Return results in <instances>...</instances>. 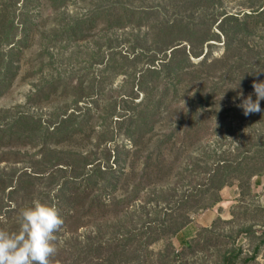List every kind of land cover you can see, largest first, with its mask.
<instances>
[{
	"label": "trees",
	"instance_id": "obj_1",
	"mask_svg": "<svg viewBox=\"0 0 264 264\" xmlns=\"http://www.w3.org/2000/svg\"><path fill=\"white\" fill-rule=\"evenodd\" d=\"M71 1L0 0V96L11 89L20 72L24 54L37 35L35 21L41 11L50 8L53 13H64L62 9ZM249 9L242 15L223 13L216 19L217 32L205 21L191 25L183 16L155 23L147 53L142 51L132 60L112 53L105 61L100 83L111 75L130 72L136 87L137 93L126 98L121 111L115 103L108 112V119L116 123L128 121L126 132L132 145L119 147L128 154L129 165L128 159L119 164V155L115 159L118 165L109 164L111 149H103L104 160L81 151L95 130L93 108L99 104L87 99L96 94L95 80L84 87L82 81L52 77L38 87L27 98L35 105L40 104L35 101L39 97L49 104L53 96L73 95L68 104L54 107L46 120L29 112L18 113L20 107L0 110V165L6 163L0 166V229L18 231L20 211L39 199L55 205L64 220L52 264H129L126 255L132 246L148 248L167 236L178 238L191 221L187 211L213 208L221 201L223 188L236 183L241 196L251 194V180L264 175V100L260 101L261 111L248 116L237 105L226 103L241 98V91L243 96L253 92L255 101L252 84L264 81L263 45L248 42L255 36L264 39V2ZM149 14L115 5L93 6L73 17L68 27L52 30L50 42H78L94 30L109 33L134 20L143 26L149 23ZM210 41L223 42L220 56H212ZM49 48L44 45L41 49ZM143 59L145 67L137 69ZM182 89L187 94L194 90L193 96L185 93L179 98ZM182 100L187 101L179 110ZM234 122L247 128L263 126L257 133L247 131L248 138L233 151L205 152L207 156L198 161L204 165L193 170L201 180L199 190L175 198L172 181L180 176L190 148L201 144L205 136L211 138L226 130L239 136L231 126ZM30 150L35 152L30 154ZM18 164L23 167H16ZM42 183L48 189L41 196ZM151 194L157 195L158 206L163 202L166 207L149 208ZM150 213L156 214L155 219L147 217ZM89 225L100 232L86 239L78 232Z\"/></svg>",
	"mask_w": 264,
	"mask_h": 264
},
{
	"label": "rangeland",
	"instance_id": "obj_2",
	"mask_svg": "<svg viewBox=\"0 0 264 264\" xmlns=\"http://www.w3.org/2000/svg\"><path fill=\"white\" fill-rule=\"evenodd\" d=\"M262 2L264 1L72 0L68 7L62 9L64 13H53L50 8L43 9L39 19L35 21L38 25L37 35L35 40L32 41L31 49L24 54L20 72L11 89L0 96V110H12L15 107H20L18 113L21 111L29 112L46 120L54 107L68 104L72 101L73 95L69 94L66 97L53 96L49 104L44 101V98L39 97L35 101L40 104L35 105L27 98L38 87L45 85L52 77L54 79H69L72 83L82 81L84 87L93 84L95 80L96 94L91 98H87L88 101L93 98L99 104L98 107L93 108L94 117L92 122L95 130L91 133V137L86 140V146L81 151L84 153L91 152L94 157L104 160L105 156L103 154L105 155L106 152L103 149H111L109 164L116 162L115 159L118 155L120 156L119 164H126L125 160L128 159V154L119 146L127 144L128 147H131L132 145L127 138L128 121L116 123L115 119L113 121L110 118L108 119V112L112 111V106L115 103L118 104V111H121L125 106L123 102L126 98L134 96L137 92H135L136 87L133 85L132 77L129 75L130 72L117 76L111 75L104 82L102 81L103 83H100L103 79L105 61L109 56L113 53L116 57H120L119 54H121L132 60L134 55H138L142 51H144V54L147 53L154 37L153 32L155 29L152 31L151 26L155 23L158 24L183 16L184 20L190 22L191 25H199L205 21L211 25L212 31L217 32L218 22H216V19L223 13L242 15L244 12H249V7L256 8ZM110 5L129 8L136 12L147 10L150 12L149 23L146 22L143 26H138V22L134 20L130 26L124 29H115L109 33H100L98 30H94L92 33L86 34L84 40L78 42H73V40L58 42L57 44L50 42L52 30L68 27L73 17L87 13L90 7L93 6L101 8ZM221 41H224L223 36H221ZM248 42L252 45L262 44L264 50L263 37H250ZM210 43L213 45L212 56H220L224 51L223 42L210 41ZM108 44L111 47L106 46ZM44 45L50 46L49 51L41 49ZM144 63V59L143 62H138L136 64L137 69L144 68ZM129 65L130 63H128ZM179 93V98L184 97L185 93L187 97L191 98L194 90L187 94L182 89L179 90ZM249 94L252 95L253 92L238 100H231L226 103L239 105L242 103V99ZM140 99L141 95L138 101ZM187 100L181 101V104L178 105L179 110ZM226 123L227 121L224 122V125ZM231 126L235 132L239 133V136L226 130L224 134H214L211 138L205 136V140L201 144L190 148L189 157L181 164L180 176L172 181V187L174 188L172 192L177 195L175 198L189 193L193 194L199 190L197 183L201 180L193 170L197 169L199 164L204 165V162L198 163V161L207 156L205 152L216 151L217 154H220V152L227 149L233 151V148L240 141L248 138L245 136L247 131L257 133L263 125L257 124L247 128L244 123L240 125L238 122H234ZM159 129L160 127L157 126L156 131ZM210 133H215V131ZM152 148H154V145L150 146L149 149ZM21 151L23 152V148ZM34 152V150L29 151L30 154ZM129 159L127 162L130 161ZM128 165L126 166L129 169ZM0 166L4 167L6 163ZM16 167L22 168L23 165L18 164ZM251 188V194L246 192L243 196L240 195V189H238L236 183L233 186L223 188L222 190L225 189L226 191L223 194H221L222 190L220 191L221 201L228 202L224 208H219L221 216L215 218L214 224L212 223L209 227H202L196 222L198 216L210 209L198 212L189 210L187 215L190 216L191 221L181 229L182 231L190 225L189 235L192 236L187 239L186 243H180L176 235H172L155 242L148 248L145 246H132L126 255L129 264H264V175L259 180L254 177L251 180ZM47 189V184L42 183L39 194L42 196ZM150 198L152 201L148 207L152 210L158 207H166V203L163 202L158 206L159 200H156V194H151ZM153 215V213H150L147 217H151L150 220H153L156 214ZM163 219L164 214H161V220ZM100 223L102 224L101 221ZM99 232L100 228L89 225L80 229L78 233H83L87 239ZM258 248L260 249L259 252L255 258H252V253ZM103 255L104 253L100 256ZM229 257H231L230 260Z\"/></svg>",
	"mask_w": 264,
	"mask_h": 264
},
{
	"label": "clouds",
	"instance_id": "obj_3",
	"mask_svg": "<svg viewBox=\"0 0 264 264\" xmlns=\"http://www.w3.org/2000/svg\"><path fill=\"white\" fill-rule=\"evenodd\" d=\"M256 99L249 94L237 105L248 116L261 111L264 100V81L253 82ZM243 97V92L239 93ZM18 231L0 229V264H52L58 252V237L64 220L59 209L35 199L18 216Z\"/></svg>",
	"mask_w": 264,
	"mask_h": 264
},
{
	"label": "crops",
	"instance_id": "obj_4",
	"mask_svg": "<svg viewBox=\"0 0 264 264\" xmlns=\"http://www.w3.org/2000/svg\"><path fill=\"white\" fill-rule=\"evenodd\" d=\"M226 190H222L221 194L225 192ZM222 197V196H221ZM228 202V201H227ZM227 202H224L223 200L220 201L213 209H210L208 211H205L200 216L197 217L196 222L199 224V226L202 227H209L214 222L215 218L221 216L219 212V208H224ZM231 204V201H230ZM190 225L187 226L184 230H182L178 236V240H180V243H186L187 239L191 238L192 235L190 234ZM185 237V238H184Z\"/></svg>",
	"mask_w": 264,
	"mask_h": 264
}]
</instances>
